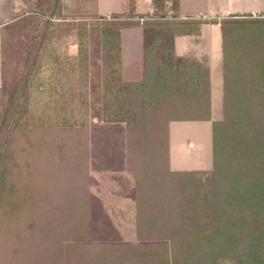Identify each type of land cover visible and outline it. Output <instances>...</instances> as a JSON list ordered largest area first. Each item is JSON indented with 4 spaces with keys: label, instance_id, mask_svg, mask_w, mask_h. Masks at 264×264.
Segmentation results:
<instances>
[{
    "label": "trees",
    "instance_id": "1",
    "mask_svg": "<svg viewBox=\"0 0 264 264\" xmlns=\"http://www.w3.org/2000/svg\"><path fill=\"white\" fill-rule=\"evenodd\" d=\"M59 1L45 0L43 5H35L26 11V15L16 16L6 24L24 27L30 20L28 14H34L35 10L43 14L48 11L49 17L53 16L59 9ZM173 3L174 13L170 16L156 15L153 9L149 17H145L147 20L140 25V76L136 81L124 82L117 65L110 74L111 89L102 94L104 107L101 112V123L107 129L120 127L124 134V165L134 175L133 200L139 239H163L165 244L61 245V236L55 232L61 230L71 237L84 231L82 223L89 192L81 183L84 171L79 170L78 184L74 183V172H70L64 185L56 182L51 186V197L55 200L57 197L61 205L56 206L58 211L49 204L48 211L36 212V205H39L36 200L46 196L44 192L38 193V189L35 198L32 193V200L25 208L30 213L28 217L22 214L21 222L25 221L29 232L38 233L40 241L52 236L53 243L45 247L46 251L39 250L41 243L35 247L32 236L27 233L28 244L25 240L21 242L22 253L29 254L28 258L23 256L26 262L31 259V264H44L39 260V252H42V257L51 261L46 264H167V254L184 259L188 264H211L216 256L223 258V254L236 256V264H264V19L258 22L257 46L246 44L254 45L248 55L237 49L241 46L235 38L224 35L232 29H224L230 22L220 24L221 117L210 123V168L199 171L206 174L205 188L194 177L197 171L173 172L167 165L168 123L209 120L206 64L193 58L177 57L173 52V38L181 34L177 27L186 24L185 19L179 20L176 15L177 0ZM44 5L47 8L41 10ZM104 24L108 26L104 31L109 30L115 37L114 40L109 38L116 44L112 47V60H118V24ZM49 26L52 24H44L42 44L38 45L37 54L31 60L33 67L28 69L29 72L24 71L20 85L12 87L6 107L0 112L1 205L7 160L4 155L11 144L13 129L18 126V115L26 112L27 90L33 82L36 60L42 52ZM4 46L0 34V57ZM24 69H27V63ZM82 126L79 124L78 129L73 130L74 134H78ZM73 163L76 166V162ZM6 194H10L9 189ZM7 208V214L4 210L2 214L10 227L9 223L14 219L12 208ZM18 210L23 213L21 206ZM204 210L211 216L200 223L198 219ZM48 216H54L52 225ZM150 252L163 259L161 257L156 263L155 256H146Z\"/></svg>",
    "mask_w": 264,
    "mask_h": 264
},
{
    "label": "rangeland",
    "instance_id": "2",
    "mask_svg": "<svg viewBox=\"0 0 264 264\" xmlns=\"http://www.w3.org/2000/svg\"><path fill=\"white\" fill-rule=\"evenodd\" d=\"M162 1L60 0L59 9L53 16L49 17L48 11L43 14L35 10L34 14H28L30 20L24 27L17 28L12 24H5L0 28V34L5 41L3 54L0 57L1 112L6 107L12 87L16 84L20 85L25 72L33 67L31 60L37 54L38 45L42 44L40 40L44 24L46 22L52 24L48 28L45 43L43 42L44 45L41 48L42 52L36 60L33 82L27 90L26 112L18 115L16 124L19 127H14L10 137L11 144L4 155L7 160L4 161L6 163L4 200L2 205L0 204V264L32 263L31 259L26 262V258H23V256L28 258L29 254H23V246H21L23 240L26 245L28 244V234L32 236L35 247L37 243H41L39 250L46 251L45 247L53 243L52 236L40 241L38 233L35 235L34 231L29 232L25 228V221L21 222L22 216L27 214L25 217H28L30 213L25 208L27 209L28 202L32 200L33 192L34 198L39 191L44 192L46 196V198L40 197L41 202L39 199L36 200L39 204L36 205V212L43 214L48 211L49 204L54 205L57 210L56 206L61 205L57 197L56 200L51 197L49 193L51 186L56 182L64 185L65 178L70 177V172H74V183L78 184L80 178L76 176L79 170L84 171L85 177L81 183L89 192L86 214L84 213L85 221L82 223L84 231L75 233L71 237H67L68 235L61 230L59 233L55 232V235L61 236L59 237L62 241L61 245L66 243L89 246L165 244L163 239L156 241L139 239L135 220L136 207L132 200L134 175L122 165L125 153L124 134L119 131L111 132L101 123V112L104 107L102 94L105 91L108 93L111 89L110 74L118 68L117 65L125 73L133 65L126 66L122 48L125 31L140 30L138 32L141 34L142 41L140 25L147 20L145 17H149L153 9L156 15L170 16L174 13L173 0ZM44 2L45 0H24L26 8H23L22 13L17 16L26 15V11L31 10L35 5H43ZM261 4L257 0H207V7L201 11L205 14L185 19L183 22L186 24L181 28L177 27L181 33L178 36L198 35L201 27L211 22H215L212 25L219 26L221 31L220 24L230 22L224 26V29H232L225 31L224 35L235 38L241 46L237 49L247 54L253 50L254 45L258 44L256 35L260 27L258 22L264 19V0H261ZM258 6L260 10L257 12L241 13L254 11ZM45 8H47L46 5L42 6L41 10ZM115 22L118 24L116 26L118 28V60H112V47L116 46L112 44V41L115 37L110 35L109 30L104 31L108 28L104 23ZM104 32L106 35H103ZM208 32L210 33V30ZM110 37L112 41L109 40ZM202 41L200 38L196 40L200 44ZM251 43L254 45H246ZM26 63L27 69H24ZM137 65L140 66L141 61H138ZM221 73L219 69L217 77ZM131 75L133 74L130 73L129 76ZM218 92L217 90L212 92L211 106L213 108L212 110L209 108L208 121H217L221 117ZM79 124L83 126L78 134H74L73 130H77ZM170 126V141L186 146L182 153L186 169L208 171L211 164L209 124L184 122L173 123ZM110 133L112 134L108 135ZM110 136L113 138L109 139ZM79 159L81 161L78 162ZM73 162H76V166ZM199 171L194 177L206 188V174ZM68 185H71V182ZM8 189L12 195L6 194ZM55 191L53 188V192ZM7 203L10 205H5ZM7 206L12 208L9 209L13 216L10 215L14 219L10 221V227L2 214L3 210L7 214ZM19 206L22 207L23 213L18 212ZM201 214L198 219L200 223L205 217L208 219L211 216L206 210ZM53 218L54 216L50 217L51 225ZM35 247L34 251H36ZM41 254L42 252H39V260L44 264L49 263L50 260L48 261ZM146 256H155L156 263L162 257L155 252H150ZM223 256V258L216 256L211 264H236V256L230 254H223ZM166 257V260H169L167 264H188V262L184 263V259H177L173 255L167 254Z\"/></svg>",
    "mask_w": 264,
    "mask_h": 264
},
{
    "label": "crops",
    "instance_id": "3",
    "mask_svg": "<svg viewBox=\"0 0 264 264\" xmlns=\"http://www.w3.org/2000/svg\"><path fill=\"white\" fill-rule=\"evenodd\" d=\"M207 0H177L176 6V15L181 19H190L193 16H199L205 13H201L202 10H205ZM261 4V0H257ZM262 5V4H261ZM219 6L217 5V8ZM26 8L24 0H0V28L6 24V22L15 18L22 12V9ZM198 9V10H197ZM260 10L259 6L255 7L254 11H243L241 13H251L257 12ZM216 14V13H213ZM222 15L221 13H219ZM225 14V13H223ZM228 14V13H226ZM217 28V30H215ZM212 29V30H211ZM210 30V33L208 32ZM140 30L137 29H128L125 32L123 51L125 54L126 66H130L127 73L121 71V79L124 82H133L136 81L140 76V66L137 65L138 61H141V34ZM207 31V33H204ZM208 36V37H207ZM200 38L201 43H197L196 40ZM173 52L177 57H187L193 58L198 61H202L206 64L208 68V80H209V108L212 110V92L217 90L218 105L220 108L221 102V34L219 26L217 25H204L201 27L198 35H181L175 36L173 38ZM201 52L202 54H200ZM125 66V65H124ZM219 66V69H217ZM133 67V69H131ZM133 71V72H132ZM124 73L126 75H124ZM132 73L133 75L129 76ZM212 112V111H211ZM197 123H208L209 124V149H210V123L212 121H195ZM173 123H184V122H169L167 125V165L168 169L173 172L181 171H199L200 169H186V163L184 162V157L182 153L184 152L185 145H178L177 142L173 143L170 141V125ZM189 123V122H186ZM109 131H119L122 132L120 127H111L108 128ZM112 133L108 134L111 135ZM113 138V136L109 139ZM108 139V141H109ZM112 141V140H111ZM121 142V139L119 140ZM187 143V142H186ZM187 145V144H186ZM186 147V146H185ZM211 160V153H210ZM211 163V161H210ZM124 167V158L123 164ZM132 198L134 199V188L132 189ZM132 199V200H133Z\"/></svg>",
    "mask_w": 264,
    "mask_h": 264
}]
</instances>
